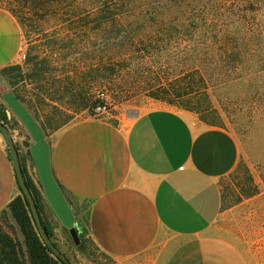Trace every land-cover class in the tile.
Segmentation results:
<instances>
[{"label":"crops","instance_id":"0c3cea01","mask_svg":"<svg viewBox=\"0 0 264 264\" xmlns=\"http://www.w3.org/2000/svg\"><path fill=\"white\" fill-rule=\"evenodd\" d=\"M21 42L16 19L0 8V69ZM7 91L0 77L2 103ZM114 118H82L47 139L64 195L88 205L95 245L119 263L258 264L233 220L260 194L233 134L170 107ZM19 194L0 132V211ZM53 217L58 232L63 226Z\"/></svg>","mask_w":264,"mask_h":264},{"label":"trees","instance_id":"16d2710c","mask_svg":"<svg viewBox=\"0 0 264 264\" xmlns=\"http://www.w3.org/2000/svg\"><path fill=\"white\" fill-rule=\"evenodd\" d=\"M7 1L12 6L13 17L21 21L27 18V14L30 19L66 25L67 30L58 35L62 43L72 46L78 40L96 35L105 49L114 45V53L101 57L94 69L96 77L106 86L115 83L116 75L122 69L121 62L126 59L122 50L126 45L143 53L140 57L150 64L164 65L162 60L169 55L167 50L172 46L184 53L183 63L186 66L191 62V65L178 73L173 71L175 66L165 62L162 71L167 76L173 75L166 93L180 100L184 108L199 112L201 103L195 97H206L212 86H224L233 72L247 67L251 68V72L246 76L255 78L264 75V0ZM45 71L44 66L39 67L33 62L28 78L40 81ZM1 76L45 133L46 123L49 124L50 120L41 121L33 98L22 94L17 86L23 80L21 68L7 65L0 69ZM236 76L245 78V75ZM92 78L90 72L82 77L85 81ZM78 84L80 82L73 78L71 96H77L79 108L86 109L102 102L99 98L92 100L83 87L76 86ZM155 96L158 97L157 94ZM254 99H263V95L255 92ZM5 110L4 103L0 101V123L13 129L17 121L8 119ZM16 148L23 178L41 223L57 246L54 240L56 227L42 215L47 203L39 180L31 177L25 165V156L19 152L18 145ZM8 154L11 158L9 149ZM17 186L20 194L0 211V264H64L41 239L28 201L18 183ZM66 199L74 211L79 246H84V234L88 232V205L76 203L68 197Z\"/></svg>","mask_w":264,"mask_h":264},{"label":"rangeland","instance_id":"374dc122","mask_svg":"<svg viewBox=\"0 0 264 264\" xmlns=\"http://www.w3.org/2000/svg\"><path fill=\"white\" fill-rule=\"evenodd\" d=\"M0 8L13 13L12 6L7 0H0ZM25 17L27 18L24 21L15 17L21 29L22 42L16 58L9 65L21 68L23 80L17 85L20 92L33 98L41 121L50 120L49 124L46 123V139L73 121L94 117L92 111L94 106L79 108L76 104L77 96L76 99L71 96L73 78L80 82L76 86L83 87L92 100L99 98L107 104L108 114L99 118L115 119L116 116L131 120L150 109L170 107L191 113L197 121L205 125L229 130L239 145L240 162L253 173L260 190V194L245 207L242 215H235L233 220L245 232L257 263L264 264V75L255 78L246 76L251 72V68L247 67L233 72L224 86H212L206 97L203 95L195 97L201 103L199 112L196 109L184 108L180 100L166 93L173 75L167 76L162 71L165 62L175 66L173 71L177 73L191 65V62H188L185 66L184 53L174 46L167 50L169 55L162 60L164 65H161L150 64L147 61L145 63L140 57L143 53L126 45L122 50L123 57L126 58L121 62L122 69L116 75L115 83L106 86L96 77L94 69L97 68L101 57L114 53V45H108L106 50L102 41L94 35L89 39L78 40L70 46L67 42L59 41L58 37L67 30L66 25L30 19L27 14ZM33 62L39 67L46 68L44 78L40 81L28 78ZM87 72H90L91 78L93 77L90 81L82 79ZM239 74L245 75V78H237L236 75ZM1 78L8 84L4 77ZM255 92L262 94L263 99L255 100ZM8 119L17 121L14 116ZM18 126L17 122L15 128L9 129L20 130L22 140L20 143L17 142V145L19 152L26 158L25 165L28 170V163H31V160L27 151L32 139L23 125V128ZM29 174L37 179L35 173ZM42 215L56 227L53 217L55 214L48 204L44 205ZM54 240L71 264H130L119 263L102 252L89 236V232L84 234V246L75 245L64 227L58 232L55 231Z\"/></svg>","mask_w":264,"mask_h":264},{"label":"water","instance_id":"95a60500","mask_svg":"<svg viewBox=\"0 0 264 264\" xmlns=\"http://www.w3.org/2000/svg\"><path fill=\"white\" fill-rule=\"evenodd\" d=\"M1 99L7 106L5 110L7 117H16L17 120L27 130L32 139V144L29 147V156L39 180L45 201L55 214L59 223L68 230L73 243L75 245H79V237L75 223L74 211L52 174L50 146L42 127L31 114V112L25 107V105L16 97L13 91H7L1 96ZM0 132L6 139L8 149L11 154L17 183L26 200L28 201L41 239L49 247L51 252L61 261H63L64 264H71L69 258L64 253H62L48 237L46 230L41 223L35 202L22 175L18 150L13 140V131L4 124L0 123Z\"/></svg>","mask_w":264,"mask_h":264},{"label":"built area","instance_id":"2783aa9c","mask_svg":"<svg viewBox=\"0 0 264 264\" xmlns=\"http://www.w3.org/2000/svg\"><path fill=\"white\" fill-rule=\"evenodd\" d=\"M19 50H20V48H19ZM92 111H93L94 117H96V118L103 116V115H106L109 112L107 104L103 103V102L96 103L94 105ZM28 164H29L28 165V172L29 173H31V172L35 173L33 165L30 162Z\"/></svg>","mask_w":264,"mask_h":264}]
</instances>
